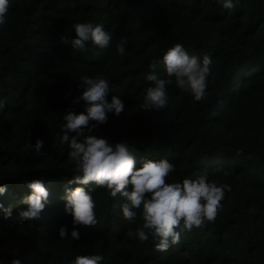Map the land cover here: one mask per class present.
<instances>
[{
  "label": "trees",
  "instance_id": "16d2710c",
  "mask_svg": "<svg viewBox=\"0 0 264 264\" xmlns=\"http://www.w3.org/2000/svg\"><path fill=\"white\" fill-rule=\"evenodd\" d=\"M10 4L0 26V186L7 187L0 195V264H72L76 256L92 254L102 255V264H264V0H240L231 10L216 0ZM84 22L103 24L112 34L109 48L90 40L80 51L61 41L74 38L73 25ZM122 42L123 56L116 52ZM176 43L201 61L211 58L203 101L166 74L162 58ZM153 73L173 81L168 106L143 110ZM97 75L109 82L108 101L120 96L125 109L109 113L107 124L91 134L134 145L137 168L146 159L167 158L175 165L170 183L206 173L210 182L231 186L215 222L182 232L167 251H157L151 236L144 243L127 237L142 226V209L129 223L120 207L126 198H113L104 188L93 192L99 223L76 226L80 239H71L66 189L93 185L74 182L70 148L59 137L64 113L86 112L84 101L73 103L84 90L80 78ZM38 138L43 156L29 147ZM34 179H42L50 195L40 218L20 223L17 215L26 209L21 201ZM8 209L11 219L4 218ZM62 226L66 239L59 236Z\"/></svg>",
  "mask_w": 264,
  "mask_h": 264
},
{
  "label": "clouds",
  "instance_id": "9594fccd",
  "mask_svg": "<svg viewBox=\"0 0 264 264\" xmlns=\"http://www.w3.org/2000/svg\"><path fill=\"white\" fill-rule=\"evenodd\" d=\"M225 9H234L240 0H216ZM11 7L10 0H0V26L7 23ZM75 37L68 39L61 36V41L71 45L72 49L85 51L86 43L92 41L98 48H109L112 34L105 31L103 24L92 22L75 23ZM116 52L123 56L126 52L124 42L117 45ZM211 58L205 55L201 59L190 55L183 44L176 43L167 49L162 58V64L169 78H175L176 86L189 91L196 102L203 101L208 95V77L211 74ZM155 69L156 65L151 66ZM82 95L76 97L73 103L84 101L88 106L86 112L77 114L72 110L64 113L61 144L69 145V160L74 165V182L79 185H93L86 189L82 186L66 189L63 200L65 211L72 216L73 229L71 239L78 241L80 232L76 226L94 227L99 223L96 215V201L93 192L104 188L110 196L118 195L126 198L121 204L123 217L129 223L137 220V210L142 209V226L135 230L129 229L127 237L147 242L150 236L158 241L157 251H167L170 244L181 241L182 232H190L201 228L206 222H215L226 191H231L228 184L210 182L206 173L195 179L185 178L182 182L168 181L175 171V165L167 158L160 160L146 159L142 167H136L135 153L137 148L128 142L111 144L106 138L91 134L93 129L108 122V114L119 116L125 109L120 96L113 95L111 102L107 97L111 91L109 82L102 75L95 77L82 76ZM147 80L150 86L144 90L143 110H160L168 106V85L172 79L159 78L155 73L149 74ZM2 107V105H0ZM30 135V133H29ZM42 139H37L35 145H29L38 156H43ZM225 176L229 172L225 171ZM73 183V181H69ZM31 194L22 199L26 205L17 217L20 223L40 218L49 198V190L42 179L28 182ZM129 188L131 190H129ZM7 192L6 186H0V195ZM2 207V205H0ZM11 209L5 212V219H11ZM61 239H66L68 229H59ZM104 257L99 254L78 255L72 264H102ZM11 264H21L19 259H13Z\"/></svg>",
  "mask_w": 264,
  "mask_h": 264
}]
</instances>
